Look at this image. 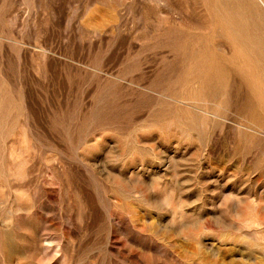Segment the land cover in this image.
Wrapping results in <instances>:
<instances>
[{
	"label": "rangeland",
	"instance_id": "obj_1",
	"mask_svg": "<svg viewBox=\"0 0 264 264\" xmlns=\"http://www.w3.org/2000/svg\"><path fill=\"white\" fill-rule=\"evenodd\" d=\"M0 264H264V0H0Z\"/></svg>",
	"mask_w": 264,
	"mask_h": 264
}]
</instances>
